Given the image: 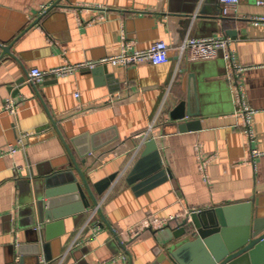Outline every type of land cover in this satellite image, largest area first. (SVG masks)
Here are the masks:
<instances>
[{
    "label": "crops",
    "instance_id": "0c3cea01",
    "mask_svg": "<svg viewBox=\"0 0 264 264\" xmlns=\"http://www.w3.org/2000/svg\"><path fill=\"white\" fill-rule=\"evenodd\" d=\"M257 1L240 0L224 13L220 0H0V264H39L46 258L53 264L62 258L61 264H153L159 247L168 243L162 231L134 242L126 232L145 220L179 216L181 221L191 207L251 201L264 216V25L251 20L264 16V5ZM56 2L62 7L41 16L43 6ZM219 36L230 38L236 61L245 68L237 80L245 105L256 111L251 134L236 115L239 105L222 52L211 47L178 52L189 37ZM125 41L140 50L165 41L170 60L79 70L36 86L29 82L33 68L98 62L118 55ZM2 46H12V54ZM139 90L132 101L64 118L79 106H101ZM9 98L19 103L15 115L4 110ZM183 101L191 116L174 120L171 113ZM150 125L166 135L165 149L157 147L172 177L136 193L127 176L149 142L136 134ZM26 131L40 133L23 151L4 154ZM115 148L118 153L99 164L97 157ZM89 149L83 160L80 153ZM71 155L91 184L113 173L117 177L98 197L102 212L92 203L84 213L69 215L64 235L43 246L37 214L27 203L36 183L74 169ZM77 206L59 202L57 208L71 213ZM103 216L125 230L120 241L107 228L90 244L73 247L89 237L92 223H105Z\"/></svg>",
    "mask_w": 264,
    "mask_h": 264
},
{
    "label": "water",
    "instance_id": "95a60500",
    "mask_svg": "<svg viewBox=\"0 0 264 264\" xmlns=\"http://www.w3.org/2000/svg\"><path fill=\"white\" fill-rule=\"evenodd\" d=\"M61 7L56 2L47 13ZM38 22L39 20L35 24ZM2 48L5 54H12V46ZM101 67L93 71L101 72ZM187 114L191 116L186 113V103L183 101L172 111L171 116L178 120ZM99 148L100 145L94 146L93 151ZM89 152L90 149L80 153V157L84 160ZM71 159L74 169L45 178L43 185L36 183L34 196L27 203L26 209L37 214L43 246L55 236L64 235L63 219L69 215L84 213L92 203L98 205V197L108 190L117 177V173H113L91 184L72 155ZM171 177L172 173L164 168L156 142L151 140L147 143L143 156L129 172L127 182L134 192L141 193L166 183ZM59 202H78V206L71 213L63 212L57 208ZM256 205V202L254 204L251 201L202 209L186 215L181 221H177L176 227L168 226L162 231L168 243L159 247L157 260L153 264L166 259L176 264H264V216L260 215ZM104 221L110 226L105 217ZM58 227L61 229L54 232ZM112 232L120 241L118 234ZM38 242L35 244L36 249L39 248Z\"/></svg>",
    "mask_w": 264,
    "mask_h": 264
},
{
    "label": "built area",
    "instance_id": "2783aa9c",
    "mask_svg": "<svg viewBox=\"0 0 264 264\" xmlns=\"http://www.w3.org/2000/svg\"><path fill=\"white\" fill-rule=\"evenodd\" d=\"M240 0H220L221 4L224 6V13L228 12L229 7L235 6L239 3ZM258 5H264V0H258ZM51 7V6H50ZM48 6H43L41 10V16L46 14L48 9L50 8ZM255 25H264V16L261 17H254L251 19ZM231 42L230 38L219 36V37H210V38H187L185 39L179 46H178V52L180 55H183V53L191 47H211L215 50H219L223 54V59L227 66V79L233 82V89L235 90V97L237 99L239 108L236 112V115L239 116L242 119L243 125H244V132L251 134V121L253 118V115L256 113L254 109H251L250 107L245 105V102L243 101L244 95L241 85L238 82V77L244 71V67L239 65L236 61L235 55L233 51L231 50ZM170 46L165 41H158L151 45L148 49L140 50L136 49L134 47V43L132 41H125L123 43L122 51L115 56L107 57L105 59H102L98 62H84L79 63L75 65H65L62 67L54 68L51 70H41L39 68H33L30 70L29 74V82L30 84L36 86L37 84L45 81L48 78H60L65 77L68 75H71L79 70H93L98 66H116V67H122L125 69H128L133 66H140L143 64H153V65H161L166 64L170 60ZM143 91L139 90L138 93L135 95L131 93L127 94H121L117 96H113L108 102L103 103L101 106H79L76 111L69 113L64 116V118H70L75 115L80 114L83 111L86 110H96L100 107H107L116 103H122L126 101H132L136 95L141 94ZM19 103L15 98H9L6 100V103L4 105V110L6 112H9L11 114H16L18 110ZM155 126L150 125L145 130L140 131L137 133V137L142 138L144 141H155L157 146L160 145L161 149L164 150V142L166 135L159 134L158 132H155ZM40 132H31L26 131L19 134V137L16 141V143L9 146L8 150L4 152V154H15L19 151H23L26 146L27 142L30 138L37 136ZM159 149V148H158ZM162 150L159 149L161 156H162ZM118 153V149H110L106 151V153H101L97 157V161L99 164L103 162L106 158L111 156L112 154L116 155ZM253 155L257 156L259 155L258 151H253ZM167 159V157H166ZM165 159V160H166ZM163 160V156H162ZM167 160H163V165L166 167ZM169 169V168H168ZM170 171V170H169ZM201 171L203 174L206 172V163L203 162L201 165ZM19 172V171H18ZM204 208L201 207H191L188 210H186V213L184 216L191 214L192 212H199ZM101 206L98 204L96 207V211H100ZM179 216H170L167 218H154V219H148L143 221L139 225H135L128 229L126 232H128L130 236L131 242L137 241L139 238L145 237L149 234L156 233L159 231H163L168 226H172L179 221ZM110 229L111 231H115L118 236L121 233H124L125 230L118 228L116 225L110 224V226H107L105 223L98 222V223H92L90 225V235L89 237L77 241L73 244V247H83L91 242L105 229ZM63 262V258L60 259V264ZM113 262H116V260H113ZM39 264H53L50 260L42 259L40 260Z\"/></svg>",
    "mask_w": 264,
    "mask_h": 264
}]
</instances>
